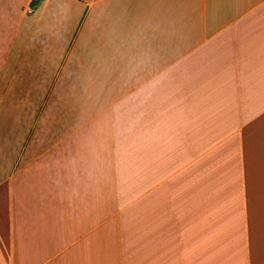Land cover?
<instances>
[{
	"label": "crops",
	"instance_id": "0c3cea01",
	"mask_svg": "<svg viewBox=\"0 0 264 264\" xmlns=\"http://www.w3.org/2000/svg\"><path fill=\"white\" fill-rule=\"evenodd\" d=\"M0 264H264V0H0Z\"/></svg>",
	"mask_w": 264,
	"mask_h": 264
},
{
	"label": "trees",
	"instance_id": "16d2710c",
	"mask_svg": "<svg viewBox=\"0 0 264 264\" xmlns=\"http://www.w3.org/2000/svg\"><path fill=\"white\" fill-rule=\"evenodd\" d=\"M34 4V3H33Z\"/></svg>",
	"mask_w": 264,
	"mask_h": 264
}]
</instances>
